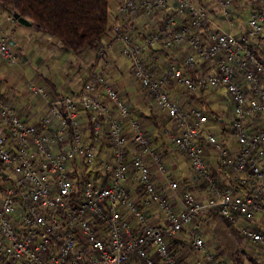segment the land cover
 Returning a JSON list of instances; mask_svg holds the SVG:
<instances>
[{
	"label": "built area",
	"instance_id": "2783aa9c",
	"mask_svg": "<svg viewBox=\"0 0 264 264\" xmlns=\"http://www.w3.org/2000/svg\"><path fill=\"white\" fill-rule=\"evenodd\" d=\"M235 3L117 0L114 11L119 17L131 20L135 14L150 16L161 10L162 21L134 37L108 20L101 37L116 44L133 80L169 119L165 135L188 158L191 180L166 177L167 165L150 142L147 123L132 113L113 81L98 72H89L75 92L52 98L45 82L27 80L26 88L47 104L42 126L27 121V111L17 110L0 94V171L13 179L0 194V264H186L170 242L202 212L218 213L245 239L264 247V62L252 51V46L264 48V0L249 5L238 33L233 26ZM14 22L12 12L0 9V57L8 64L18 60L8 42L13 35L4 33ZM155 43L188 48L174 52L173 58L165 56L166 66L157 73L144 59L146 47ZM101 56L99 50L98 61L106 63ZM198 62H210L212 69L192 78L186 67ZM169 83L187 91L222 87L232 104L229 127L235 149L209 129L206 113L170 96ZM80 110L90 113V124L79 120ZM102 123L109 160L95 156ZM125 127L138 146L128 159ZM69 128V142L59 146ZM208 147L231 182L220 184L212 176ZM94 161L106 176L101 183L88 173ZM149 163L161 175L159 181L150 176ZM128 167L135 194L126 185ZM75 172L84 176L79 189ZM198 178L205 184L201 194L192 189ZM159 182L176 193L175 205ZM152 206L161 212L162 222L149 220L147 208ZM189 236L190 246L208 264H221L199 235Z\"/></svg>",
	"mask_w": 264,
	"mask_h": 264
},
{
	"label": "crops",
	"instance_id": "0c3cea01",
	"mask_svg": "<svg viewBox=\"0 0 264 264\" xmlns=\"http://www.w3.org/2000/svg\"><path fill=\"white\" fill-rule=\"evenodd\" d=\"M195 1H205V0H195ZM244 0H236L235 5L232 9V16L234 20V10L237 8H242V4ZM251 3V2H250ZM117 4V0H110L109 2V17L108 20H114L117 23H119L121 26L126 28L130 34L134 37H140L145 31L141 30V25H147L150 28H155L158 26L162 21V12H152L150 16H145L141 14H135L131 20L124 19L122 17H119L115 15V6ZM249 7V6H248ZM212 13H216L212 8H209ZM214 11V12H213ZM234 26V23H233ZM236 27L234 26V29ZM237 33L240 32L239 29L235 30ZM4 33L5 34H11L13 35V45L14 47H17L20 49L22 45H26L28 53H23V58L30 56H36L39 57L40 52L42 51V58L49 59V61L52 64L51 70L52 73L49 71L48 75L46 77H43L42 75L36 76L38 77L37 80L33 81H45L47 84V92L48 97L52 98L62 93H73L76 91V89L79 87L81 82L85 79V76L80 73L82 68L88 67V69L91 68V66L100 65L101 68L103 65L102 62L98 61V57L96 56L95 52L90 50L89 48H82L75 52H69L64 51L58 47L57 39L48 34V33H42L38 29L32 27L30 24H22V23H16L14 22L13 28H8L7 26L4 27ZM50 46H52L50 48ZM177 47L183 48L180 50H186L188 47L184 44H178ZM117 48V46H114ZM118 49V48H117ZM147 52H144V59L146 62H148L153 70L157 73L161 72L164 67L166 66L165 56H169L170 52L166 49H164L159 43H155L152 46L146 47ZM119 50V49H118ZM84 52H92V58L86 59L84 56ZM97 53V51H96ZM37 54V55H36ZM65 63L67 66L74 65V71L75 74H59V71L61 72L65 70ZM82 64L84 66L82 67ZM179 63L181 61L179 60ZM129 65V64H128ZM115 71H120L117 66H113L112 68ZM212 69V65L210 62L206 63H195L191 67H186V71L190 74L192 78H197L198 76L202 75L203 73L207 72L208 70ZM124 71V70H123ZM130 72V69H129ZM22 73H26L24 76V79L21 77ZM27 71L25 70L24 66H21L20 64H8L3 58L0 57V94L1 96L12 103V105L19 111H27V121L30 122H37L43 117L47 112V104L45 102V99L41 96L32 93L26 88V81L30 80V78L27 76ZM71 75V76H70ZM18 78H22V82ZM29 78V79H28ZM129 79H132V75L130 72V77L126 78V82L123 81V92L122 96L132 109V113H136V115L141 116L144 121L147 123L146 125V131L149 136L150 142L155 146V148L161 153L162 159L167 165V172L170 176L176 177L177 179H184V180H190L192 178L191 171L188 166V158L186 157L185 160H182L181 156L177 155V153L174 151V149H178L176 147H173L169 144L168 138L165 135L166 130L170 127V121L167 118V116L162 115L158 113L153 105L151 96L141 90L137 83L133 80L134 84H129ZM169 94L170 96H174L175 98L181 100L184 102V98L182 95L175 96V91L177 89H180L178 87H173L171 83H169L168 86ZM216 88H210L208 90H202L197 89L196 91H191L189 94V97L186 98V101H190V104L199 108L202 112L207 113L208 110H214L219 109V115H222V111L225 110L224 103L226 102L228 108L227 112L232 115V104L225 92V90L222 87H217V90H222L224 92V99L225 102L222 103L219 99H217L215 96L210 97L208 92L215 90ZM213 100V104L210 103V101ZM214 105L215 108L212 106ZM152 113H154V117H152ZM216 113V111H215ZM208 114V113H207ZM216 115V114H215ZM219 122L222 121V117L219 116L216 118ZM80 120V115H79ZM42 126V125H41ZM128 129V128H126ZM128 133V132H127ZM231 150L235 149L236 144L234 142L233 144L228 145ZM180 150V149H179ZM212 153L215 154V162L216 166H212L209 157ZM205 154L209 161V170L214 179L221 181L220 184L229 183L231 180V177L229 174H225L224 170L220 166V164L217 162V156L214 150H212L210 147H208L207 150H205ZM224 173V175L222 173ZM88 173H92V176H94L95 172H90L88 170ZM9 174L3 171H0V194L3 192V188L6 184L5 179L7 178ZM168 175V177H169ZM97 176V174L95 175ZM155 179L160 180L162 177L159 173H155ZM216 180V181H217ZM105 181V180H104ZM103 182L100 179V183ZM218 182V181H217ZM161 188L165 191L168 200L170 204H176V197L173 195L172 192H170L168 189H166L164 183L159 182ZM103 184V183H102ZM204 181L200 178L197 179L196 184L192 186V189L196 191V193L201 194L203 188H204ZM130 189V188H129ZM137 189L132 187L130 190V193L135 192ZM133 193V194H135ZM153 208H148L147 211L149 213V220L151 222H162L161 218V212L156 210L155 213H153L151 210ZM134 223V221H132ZM177 238V237H176ZM175 238V239H176ZM174 241V239H173ZM258 245V244H257ZM258 251V260H264V247L262 245H259ZM174 250V249H173Z\"/></svg>",
	"mask_w": 264,
	"mask_h": 264
},
{
	"label": "rangeland",
	"instance_id": "374dc122",
	"mask_svg": "<svg viewBox=\"0 0 264 264\" xmlns=\"http://www.w3.org/2000/svg\"><path fill=\"white\" fill-rule=\"evenodd\" d=\"M209 0L205 1H199V2H206L208 3ZM242 4V8H237L234 10V26L236 29H241V23L244 20L249 8L248 6L251 5V3L248 0H244ZM15 19V18H14ZM16 22V19H15ZM18 22V21H17ZM141 25V30H149L153 29L148 27L146 24ZM10 38V37H9ZM116 44L110 40L108 41L107 39H102L100 41V49L97 50L96 56H99V50H101V57L105 58L107 61L106 63H103L105 65L101 66L100 65H95L91 66L90 69L88 67L82 68L81 69V74L82 76L86 75L91 72L95 71L100 74H102L105 78H108L113 81L115 84V87L118 89L119 93L122 95L123 92V81H127L126 78L130 77V72H129V65H128V60L121 54V52L115 48ZM15 46V44H14ZM52 46H50L51 48ZM16 48V54L18 56V60L15 63V65L18 63L21 66H24L25 70L28 72L27 76L30 78V80H37L39 75H42L43 77H46L48 75V72L51 70L52 64L49 61V59L42 58V51L39 54V57L37 58L36 56H30L24 57L23 58V53H28L26 45H22V47ZM170 52V57L173 56L174 52L181 53L183 48L177 47L175 45L171 46L170 48H164ZM147 52V50H146ZM92 52H84V56L86 59H91L92 58ZM37 55V54H36ZM173 58V57H172ZM165 62V61H164ZM177 64L179 63V59L176 60ZM211 64V63H210ZM82 67L84 64H82ZM212 65V64H211ZM113 66H117L120 71H115L113 70ZM74 65L67 66L65 63V70L61 72L59 71V74H71L74 75ZM124 70V71H123ZM52 73V70L50 71ZM26 73H22L21 77L24 79ZM70 75V76H71ZM22 78H18L20 82H22ZM28 78V79H29ZM43 81V80H42ZM45 82V81H43ZM134 84L132 79H129V84ZM191 92L185 91L183 89H177L175 91V96H180L184 98V104H190V101H186V98H191L189 97V94ZM210 97H216L219 99L222 103L225 102L224 99V92L222 90H212L208 92ZM101 99L104 100V97L99 95ZM212 99L210 103L213 104ZM214 108L215 106L212 105ZM225 110L222 111V115H219L220 110L215 109L216 111V116H212L206 113L207 116V124L209 126V129H211L215 135L222 139V141L226 145H234V139H233V133L231 128L229 127V120L231 115L227 112V104L226 102L224 103ZM132 111V109H131ZM133 112V111H132ZM136 115V113L134 112ZM80 115V120L82 123H85V116L84 112L82 110L79 111L78 116ZM221 116L222 121L219 122L216 118ZM147 126V125H146ZM224 128L222 131L221 129ZM125 132V138H126V151H125V156L128 158L131 157L132 154H134L138 150V146L135 144H132L131 140V135L129 130L124 129ZM128 132V133H127ZM83 136L87 137L88 132L84 131ZM152 144V143H151ZM153 145V144H152ZM174 151L177 153V155L181 156L182 160H185V155L183 152L179 149H174ZM95 156L96 158H102L109 160L111 157V148L109 145L108 141V136L106 132V124L102 123V128L100 132V138L98 140L97 147L95 149ZM209 161L212 166H216L215 162V154L212 153L210 156ZM149 173L152 179H155V173L156 170L151 166L149 163ZM89 170L90 172H95L94 176L97 174L96 179H101L102 180V175H100V167L97 165V162L94 161L93 163L89 164ZM222 173V172H221ZM225 174H228L227 172H224ZM224 173H222L224 175ZM92 175V173H90ZM169 175V173L166 171V177ZM230 176V175H229ZM11 177V176H10ZM169 178H173L177 181H182L180 179H177L176 177L170 176ZM190 180V177H189ZM6 181V180H5ZM126 185L132 189V187H135V181L131 177V170L130 167H128L127 174H126ZM166 189L167 186L165 185ZM170 192H172V196H176V193L173 192L172 190L168 189ZM148 208H153L151 211L153 213L156 212V209L152 207ZM147 208V209H148ZM194 232L195 234L199 235L202 240L204 241L207 249L211 251L216 258L220 261L221 264H264V260H258V249L259 245L252 243L251 241L245 239L243 236H241L234 228H232L218 213L216 212H202L200 215L195 219L191 220L185 227L182 228L181 231L177 233V238L174 239V241L171 240L170 244V249L173 250L175 253L176 257L179 258V260L183 263L186 264H208V262L205 261V259L201 256L199 252H197L194 248L190 246V233Z\"/></svg>",
	"mask_w": 264,
	"mask_h": 264
},
{
	"label": "trees",
	"instance_id": "16d2710c",
	"mask_svg": "<svg viewBox=\"0 0 264 264\" xmlns=\"http://www.w3.org/2000/svg\"><path fill=\"white\" fill-rule=\"evenodd\" d=\"M248 1L253 2V0ZM109 2L110 0H0V9L16 11L26 17L32 27L42 33L54 36L57 39L58 47L64 51L75 52L86 47L96 53L100 47V39L108 27ZM156 11L161 12V10ZM16 23L19 22L16 21ZM252 51L264 62V48L252 46ZM82 111L85 123L90 124V113ZM207 113L216 116L214 110L210 109ZM154 116L152 113V117ZM40 120L36 124L37 126L42 125ZM221 130L223 131L224 128ZM69 131L70 128L67 138L59 146L69 142ZM0 169H3L1 163ZM100 175H102L103 181L106 180L105 175L102 173ZM5 180L6 183L13 184L10 175ZM83 180L84 176L75 172L77 189L81 187ZM217 181L221 183V181Z\"/></svg>",
	"mask_w": 264,
	"mask_h": 264
},
{
	"label": "water",
	"instance_id": "95a60500",
	"mask_svg": "<svg viewBox=\"0 0 264 264\" xmlns=\"http://www.w3.org/2000/svg\"><path fill=\"white\" fill-rule=\"evenodd\" d=\"M12 15L16 19V21H18L19 23L26 24V25L30 24V21L26 17L18 14L16 11H13ZM8 42L10 44H12L13 43V39L12 38H8Z\"/></svg>",
	"mask_w": 264,
	"mask_h": 264
}]
</instances>
